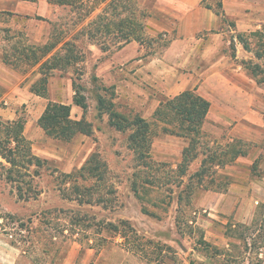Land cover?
I'll return each mask as SVG.
<instances>
[{
    "label": "rangeland",
    "instance_id": "obj_1",
    "mask_svg": "<svg viewBox=\"0 0 264 264\" xmlns=\"http://www.w3.org/2000/svg\"><path fill=\"white\" fill-rule=\"evenodd\" d=\"M219 1L203 0L201 4H209L215 12ZM243 1L256 2V6L264 2ZM157 2L52 3L47 14L31 19L0 13V65L9 75H27L21 81L24 84L37 74L32 71L40 72L42 61H59L60 69L48 70L49 96L60 98L62 85L77 79L87 107H77L72 117H84L92 126L90 135L78 134L68 141L44 134L30 121L25 138L32 153L43 160L41 166L28 171L20 168V173L9 175L10 164L0 156V264H241L242 260L247 264L257 254L264 261V206L257 205L249 222L213 207L215 196L226 192L238 178L240 173H228L244 166L238 157L252 159L251 175L260 172L261 164L264 168V124L245 118L256 116L264 123V81H256L264 80V39L249 34L264 22L257 20L256 27L250 21L247 30H239L235 20L246 19L226 15L210 29L192 33L187 23L160 11ZM245 11L251 12L250 7ZM255 15L264 19V11L257 10ZM140 23L148 25L145 32ZM132 29L135 33H129L131 39L125 42L124 34ZM236 32L244 33L251 51L242 48ZM177 35L187 42L180 56L168 62L163 55ZM50 44V51L34 62L39 50ZM233 52L236 57L231 56ZM241 60L256 66L255 77ZM221 65L227 67L225 71L211 72ZM213 75L217 81H207ZM218 82L237 84L240 89L228 88L223 97ZM3 85L0 108L6 106ZM102 87L107 88L108 97L113 93L114 110L149 121L160 101L185 89L212 95L213 101L198 141L191 134L192 140L165 133L159 123L148 146L134 149L129 144L130 130L118 131L109 125L107 114H98L96 97L104 92ZM28 104L20 105L17 114L29 117ZM140 152L146 164L137 158ZM183 153L188 162L183 161ZM193 154L197 155L194 159ZM91 155L94 159L87 165ZM35 168L38 176L32 173ZM67 173H73L77 181L69 183L72 179H66ZM17 184L23 197L17 193ZM82 185L90 186L91 195L84 198L91 203L76 199L83 193ZM37 190L40 193L34 196ZM120 220L131 226L125 229L126 237L106 227ZM201 240L211 243L219 255L204 250Z\"/></svg>",
    "mask_w": 264,
    "mask_h": 264
},
{
    "label": "trees",
    "instance_id": "obj_2",
    "mask_svg": "<svg viewBox=\"0 0 264 264\" xmlns=\"http://www.w3.org/2000/svg\"><path fill=\"white\" fill-rule=\"evenodd\" d=\"M53 4H67L74 5L79 0H48ZM88 1V0H85ZM208 7H211L207 4ZM221 1L217 2V6L215 7L216 13L223 15L221 10ZM121 21L117 23L120 24ZM144 24H139V28L142 30L144 28ZM134 34L135 30L132 29L130 32L124 34L125 42L131 39L128 34ZM250 35H260L261 39H264V25L261 29H257L249 32ZM243 32H236L235 38H237L242 44L243 47L251 51L248 42L243 38ZM134 39H139L138 36H135ZM59 40H57L58 42ZM264 41V40H262ZM56 42V41H55ZM97 45V42H93ZM53 44L47 46L44 50H39V54L35 56L34 62L42 59L46 53L50 51ZM45 47V46H44ZM43 47V48H44ZM256 56L260 55V52L256 51ZM232 57H235V53L231 54ZM68 58L65 62L68 63ZM241 63L247 68L248 73L251 76L255 77L257 68L256 66H250L247 64L246 60H241ZM59 61H54L52 64H48V60H44L40 64V73L41 76L34 83L32 89L34 92L39 93L41 95L45 94L48 76L51 73L48 70L60 69ZM77 79L72 80V89L74 91L72 101L75 105L79 106L82 110H85L87 107L86 96L83 93V87L80 82L76 81ZM257 83H262L264 80H256ZM103 93H97V112L98 114H107L108 123L110 126L114 127L116 130L125 132L130 130L131 134L129 135V144L134 149H139L138 147L148 146L151 141V137L155 134V129H158L159 123L163 124L160 127L161 131L174 134L176 136L188 137L190 138V134L195 137V140L198 141L199 136L201 134V127L206 118V115L210 108V102L202 97L199 93L196 92V89H186L178 94L166 98L159 102L157 107L152 113L151 118L152 121H149L146 118L141 117L140 115H135L133 118H129L124 114H121L114 110V102L111 100L113 97V93H110L108 97L106 94L107 88H101ZM39 124L45 130L47 134H53L55 137L64 140H72L78 134L90 135L92 133V126L89 121L81 117L79 119L71 118L70 116V105L61 104L56 102H51L45 108L43 114L39 118ZM177 126L181 131H177L175 127ZM24 128V120L21 117L11 121H3L0 119V156L5 160L6 163L10 164L7 168L9 175L13 171L17 174L20 173L19 169H24L28 171L31 166L40 167L43 160H40L38 156L34 155L31 151V145L29 141L23 135ZM128 139V138H127ZM144 153H147L144 152ZM95 155H91L89 160L87 161V165L91 159H94ZM144 154L140 152L137 156L141 163L146 164V159L144 158ZM197 155L193 154L192 158H196ZM183 161H189L188 155L185 153L182 154ZM87 165L83 166L81 169L87 167ZM32 170L34 175H39L37 169ZM94 170L98 169V166L93 167ZM75 172V171H74ZM73 172V173H74ZM73 173L64 174L66 179H72ZM182 174H185V169L182 170ZM194 175H200V173H195ZM80 179L86 180V177L80 175ZM10 180L15 181L9 176ZM69 183H73L77 181L76 179L69 180ZM17 193L19 197H23L22 188L19 184L16 186ZM82 192L78 193L76 199L81 203H91L88 198H84L85 196H90V186L82 185ZM40 193V190H37L34 193V196H37ZM181 193V192H180ZM180 193L177 194V201L180 202L182 196ZM27 199V198H26ZM107 228H112V231L121 237H126V228H131L129 222L126 220H120L118 224L107 223ZM201 245L203 249L206 251H211V253H215L217 256L219 255L218 250L209 242L201 240ZM214 254V255H215ZM233 260L238 259V257H233ZM245 262L246 260H242ZM231 262V261H230ZM240 261H238L239 264ZM241 263V264H242ZM244 264V263H243ZM247 264H264V261L259 258L258 254L253 259H248Z\"/></svg>",
    "mask_w": 264,
    "mask_h": 264
},
{
    "label": "crops",
    "instance_id": "obj_3",
    "mask_svg": "<svg viewBox=\"0 0 264 264\" xmlns=\"http://www.w3.org/2000/svg\"><path fill=\"white\" fill-rule=\"evenodd\" d=\"M203 0H172L171 3H163L162 1L158 0L155 3V6L159 8L160 11L167 13L177 17V19L181 22H185L190 26V30L192 33L199 31L200 29H210L213 25H216L226 19V15L232 16H241V18L246 19V23L244 21H236L235 26L240 30H247L249 28V22L252 21L253 24L258 20V22H264V19L260 21L259 18H256L255 12L260 10L261 12L264 11V2H260L259 6H256V2H252L251 4L246 3L243 0H222L221 1V10L223 15L217 14L216 11L213 12L210 7L202 6L201 2ZM48 0H0V13L7 12L10 14H14L16 16H24L25 18L31 19L34 17H41L47 14L49 10V6H51ZM247 6L250 7L251 12H246ZM238 16V18H240ZM234 25V24H233ZM256 25V24H255ZM254 25V27H255ZM264 25V23H263ZM262 25V26H263ZM155 24L153 25V27ZM259 25H256V27ZM148 28V25L144 26L145 29ZM185 37H181L177 35L174 40L171 41L169 46L165 49L163 58L169 62V59H172L174 56H178L180 49L184 48ZM241 44V43H240ZM242 45V44H241ZM242 48H245L242 45ZM236 56H239L240 48H237ZM247 51V50H245ZM249 52V51H247ZM182 54V53H180ZM180 56V55H179ZM235 56V57H236ZM153 60L152 64L155 65ZM159 62V61H158ZM0 83H3L6 87L5 92L2 95V99L5 100L6 106L0 108V117L5 119L3 121H11L21 117L24 120V128H23V135L26 137V132L28 129L27 124L30 121H34L37 127L43 132L44 134L48 135L42 126L39 124V118L43 114L47 105L51 102L61 103L70 105V116L72 117L71 111L76 109L77 105H75L72 101L73 93L72 90V83L66 85H62V95L60 98L50 97V89L48 88V81L45 94L41 95L33 91L32 86L34 83L39 79L41 73L38 70L32 71V73H37L34 78L27 80L24 84L21 83L24 79H26L27 75L24 76H16V74H8L9 71L7 68L1 64L0 65ZM174 67V66H173ZM227 68L225 65L216 66L211 72L219 74L220 71H225ZM3 69V70H2ZM167 72H171V70L167 69ZM5 73V74H4ZM51 75L48 76V79ZM208 79H212L217 81V76L213 75L210 76ZM219 84V82H218ZM221 86V87H220ZM65 88V89H64ZM219 88L221 89V93L223 97L226 96V90L230 89H237L239 91L240 87L237 84L227 85L226 83L219 84ZM186 90V89H185ZM67 91V92H66ZM67 96H64L66 95ZM178 94V93H177ZM200 95L206 98L209 102L213 101L212 95H205L200 92ZM23 103H29V111L30 116L24 118L18 115V108ZM159 104V103H158ZM157 104V105H158ZM157 107V106H156ZM155 107V108H156ZM80 108V107H79ZM154 108V110H155ZM153 110V111H154ZM153 113V112H152ZM244 117V116H243ZM81 118V117H80ZM144 118V117H143ZM245 118L254 123H258L263 125L264 123L260 121L256 116H245ZM1 119V120H2ZM79 119V118H74ZM27 138V137H26ZM28 139V138H27ZM31 145V144H30ZM32 148V147H31ZM36 153V152H35ZM37 154V153H36ZM35 154V155H36ZM38 156V155H36ZM237 161L240 163H244L241 168H244V171H241L238 168L232 169L235 172H228L231 175H237L240 173L230 185L226 192H220L215 196V205L213 207L220 211L223 214H233V217L236 220L240 221H251L255 214H256V207L257 205L262 204L264 206V173L262 164L260 165L261 170L257 175H251L249 173V165L252 162L250 157L240 156L237 158ZM264 216V212L262 214Z\"/></svg>",
    "mask_w": 264,
    "mask_h": 264
}]
</instances>
